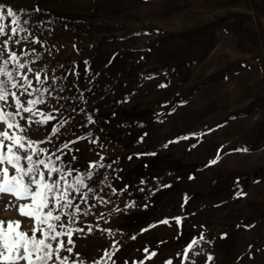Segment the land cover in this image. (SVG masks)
<instances>
[{
	"label": "rangeland",
	"instance_id": "374dc122",
	"mask_svg": "<svg viewBox=\"0 0 264 264\" xmlns=\"http://www.w3.org/2000/svg\"><path fill=\"white\" fill-rule=\"evenodd\" d=\"M0 5L29 20L28 31L15 37L28 39L9 45L26 68L10 63L7 70L16 79L27 75L36 89L49 88L47 106L37 108L52 112V126L67 121L56 137L46 126L24 135L57 146L88 137L70 144L72 151L64 149L67 157L58 153L78 158L74 175L93 172L85 182L94 193L87 204L77 201L82 209L95 205L74 225L85 229L73 236L78 260L264 264V0ZM9 103L13 108L5 111L14 110ZM39 146L55 150L52 144ZM89 162L105 167L89 169ZM165 219L168 224L161 223ZM8 220H22L26 231L31 225L15 208L0 204V221ZM193 239L200 243L186 261L182 253ZM106 251L115 252L111 260ZM153 251L157 255L148 260Z\"/></svg>",
	"mask_w": 264,
	"mask_h": 264
},
{
	"label": "snow or ice",
	"instance_id": "6c2138e0",
	"mask_svg": "<svg viewBox=\"0 0 264 264\" xmlns=\"http://www.w3.org/2000/svg\"><path fill=\"white\" fill-rule=\"evenodd\" d=\"M35 11L40 10L35 9ZM9 19L10 24H6L5 21ZM28 23L29 20L18 15L12 7L5 9L0 5V37L7 36V39L0 43V62H2L0 63V102H4V106H0V124L5 126V130L0 131V204H3L4 210L15 208L20 217L28 218L31 222L26 231L22 227V220L0 221V264H84L82 259H77L80 254L74 252L76 245L73 236L84 232L85 229L74 225L78 222V216L89 215L91 208L95 207L89 205L87 209H82L81 203L77 202L87 204L89 193H94V189L85 182L86 179L92 180L93 172L74 175L78 170L73 162L78 158L73 155L70 160H66L62 159V155L67 157L68 153L64 152V149L72 151L70 144L78 143L88 137H77L76 140L57 146L51 139L38 142L24 135L35 126H46L50 128L52 136L56 137L60 128L67 123L61 121L60 127H54L51 122L55 121L56 117L52 112L40 111L37 108L38 105L47 106L44 95L49 93V88L42 86L36 89L27 75L21 74L20 78L16 79L13 72L7 70L10 63L18 70L26 68L25 63L20 61L16 51H13L9 45L10 42L20 44L21 40L28 39L27 36L15 39L18 33L28 31L24 27ZM35 42L39 43L38 40ZM35 80L43 85L39 73L35 74ZM13 89L20 90L19 95L17 91H12ZM34 93H39L36 98L27 99L26 103L22 102L21 96L31 97ZM10 99L14 102V110L5 111V107L13 108V104L9 103ZM89 122L94 123L91 117ZM90 142L97 141L93 139ZM42 143L52 144L55 150L50 151L47 147H40ZM218 158L219 154L217 159H213L210 163L216 164ZM100 159L103 160L104 157L101 156ZM104 167L103 163L89 162V169ZM69 177L72 179L69 180ZM164 187L169 186L164 185ZM112 192L115 194L116 189L113 188ZM241 194L243 193L238 195ZM5 197H9L7 203H4ZM99 199L102 203H108L103 198ZM133 206L134 204L127 205V207ZM175 220L177 224L181 223V218L177 217ZM161 223L168 224L169 221L165 219ZM87 231L92 232L91 225L87 226ZM203 239L201 235L200 240ZM200 240L193 239L186 246L182 253L184 260L189 259ZM113 248L119 251L115 244ZM144 251L149 252L148 249ZM114 255L115 252H105V256L110 260ZM156 255L157 253L153 251L147 259L151 260ZM195 255H199V252H195ZM207 259L212 260V257L208 256ZM96 264H101V261H96ZM166 264H172V260H168Z\"/></svg>",
	"mask_w": 264,
	"mask_h": 264
},
{
	"label": "trees",
	"instance_id": "16d2710c",
	"mask_svg": "<svg viewBox=\"0 0 264 264\" xmlns=\"http://www.w3.org/2000/svg\"><path fill=\"white\" fill-rule=\"evenodd\" d=\"M139 262H140V260H139Z\"/></svg>",
	"mask_w": 264,
	"mask_h": 264
}]
</instances>
